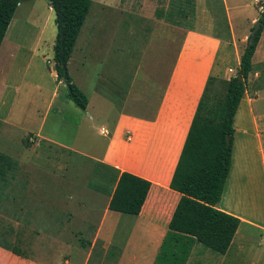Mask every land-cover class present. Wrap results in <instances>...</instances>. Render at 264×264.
Segmentation results:
<instances>
[{
    "label": "crops",
    "instance_id": "1",
    "mask_svg": "<svg viewBox=\"0 0 264 264\" xmlns=\"http://www.w3.org/2000/svg\"><path fill=\"white\" fill-rule=\"evenodd\" d=\"M221 3L219 20L210 16L211 21H203L196 15L192 28L154 19L140 49L133 26H127L130 38L124 39V33L120 38L110 36L111 27L104 22L90 29L83 25L66 67L87 97L82 112L89 145L83 151L54 141L66 152L60 153L63 159L56 166L65 171L66 180L58 182L54 176V188L82 186L95 196L79 197L72 191L65 197L3 198L5 204L20 206L19 215L26 214V204H54V245L20 248L1 242L0 264H154L180 199L170 182L207 79H229L236 73L240 60L236 46L246 43L259 17L247 21L248 31L247 27L239 31L232 23L233 10L226 0ZM222 48L224 56H236L233 65H225V59L220 64ZM251 64L234 117L231 165L217 204L240 223L225 254L195 244L185 264H264V29ZM53 78L56 86L64 83L56 80L55 72ZM2 80L5 101L10 87ZM36 137L46 139L39 130ZM123 172L150 183L138 215L108 209ZM89 214L96 221L92 239L75 241L70 231L74 221ZM18 228L25 231L24 219ZM74 254L79 255L78 263Z\"/></svg>",
    "mask_w": 264,
    "mask_h": 264
},
{
    "label": "rangeland",
    "instance_id": "2",
    "mask_svg": "<svg viewBox=\"0 0 264 264\" xmlns=\"http://www.w3.org/2000/svg\"><path fill=\"white\" fill-rule=\"evenodd\" d=\"M90 1L91 6L84 23L87 28L104 22L107 28L111 27L110 36L120 38L124 33L125 39L130 38V34H125L130 33L127 26H133V31L138 35L139 49L143 47L154 19L192 28L196 15L203 21H211L210 16L219 20L223 8L222 0ZM263 2L264 0H226L228 7L233 10L232 23L237 30L243 31L247 27L248 31L247 21L250 22L259 14V7ZM253 26L254 23L251 28ZM55 36L54 14L46 0H30L16 8L0 46V82L3 78L10 87L5 94V101L0 87V152L13 156L18 163L17 171L0 181V243L14 247L22 248L24 244L54 245V204L44 201L36 206L26 204V214L19 215L20 206L5 204L2 202L3 198L65 197L72 191L79 197L95 196L92 192H84L82 186H78L76 190L54 188V176L58 182L66 180L65 171L60 172V168L56 167L63 159L60 153L66 155V152L55 146L54 141L74 145L83 151L89 145V140L84 139L85 113L68 99L64 83L61 86L54 83L52 47ZM136 42L137 38L135 45ZM245 45L246 43L237 44V56L240 57ZM78 46L79 44L77 48ZM224 50L222 48L218 56L220 64L225 59V65H233L236 56L231 53L226 57ZM3 72L7 73L3 76ZM38 130L42 137L49 140L38 139ZM92 135L96 136V132ZM80 162L78 160L77 165ZM22 219L25 231L18 228ZM74 222V228L70 231L74 234L75 241L86 243L92 239V235H89L95 227L94 214L85 215L81 221ZM28 248L27 251L30 250ZM95 256L98 258L97 252ZM73 257L78 263L79 255L74 254ZM94 263L95 261H91L89 264Z\"/></svg>",
    "mask_w": 264,
    "mask_h": 264
},
{
    "label": "trees",
    "instance_id": "3",
    "mask_svg": "<svg viewBox=\"0 0 264 264\" xmlns=\"http://www.w3.org/2000/svg\"><path fill=\"white\" fill-rule=\"evenodd\" d=\"M26 1L30 0H0V46L16 8ZM46 2L54 14L56 27L52 48L56 80L64 82L73 105L85 111L87 97L63 65H67L72 55L91 1ZM261 6L263 9L258 17L260 28L252 42L249 34L236 74L229 79L212 76L207 79L170 182V188L180 194V199L154 264H185L195 244L214 253L225 254L238 229L240 220L219 210L217 204L231 165L234 117L246 90L248 75L252 70L251 60L264 29V2ZM239 76L242 78L240 83ZM17 167L16 160L0 152V181L16 172ZM149 189L148 181L123 172L108 209L138 215ZM12 252L19 255L15 249Z\"/></svg>",
    "mask_w": 264,
    "mask_h": 264
},
{
    "label": "water",
    "instance_id": "4",
    "mask_svg": "<svg viewBox=\"0 0 264 264\" xmlns=\"http://www.w3.org/2000/svg\"><path fill=\"white\" fill-rule=\"evenodd\" d=\"M260 21L258 19L255 20L254 22V26L253 28L251 29V32H250V42H252L256 36V33L258 32L259 28H260ZM63 68L64 70L66 69V65L64 64L63 65ZM242 81V78L241 76L238 77V82L240 83Z\"/></svg>",
    "mask_w": 264,
    "mask_h": 264
},
{
    "label": "built area",
    "instance_id": "5",
    "mask_svg": "<svg viewBox=\"0 0 264 264\" xmlns=\"http://www.w3.org/2000/svg\"><path fill=\"white\" fill-rule=\"evenodd\" d=\"M259 8H260V11H262V9H263L262 6H260Z\"/></svg>",
    "mask_w": 264,
    "mask_h": 264
}]
</instances>
